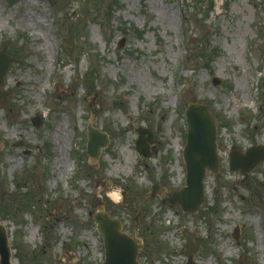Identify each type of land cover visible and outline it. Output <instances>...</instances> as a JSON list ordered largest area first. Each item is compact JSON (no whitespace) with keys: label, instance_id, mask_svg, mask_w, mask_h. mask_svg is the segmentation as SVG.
Masks as SVG:
<instances>
[{"label":"rangeland","instance_id":"1","mask_svg":"<svg viewBox=\"0 0 264 264\" xmlns=\"http://www.w3.org/2000/svg\"><path fill=\"white\" fill-rule=\"evenodd\" d=\"M3 48L0 222L12 264L102 261L100 202L142 240L140 264H185L181 229L201 238L200 264H264V161L246 176L228 168L232 145L264 144V0H0ZM189 102L206 104L218 154L192 214L149 196L155 179L184 182ZM88 126L108 137L96 158ZM140 127L158 142L147 157Z\"/></svg>","mask_w":264,"mask_h":264},{"label":"water","instance_id":"2","mask_svg":"<svg viewBox=\"0 0 264 264\" xmlns=\"http://www.w3.org/2000/svg\"><path fill=\"white\" fill-rule=\"evenodd\" d=\"M12 59L0 51V85L3 83V75ZM218 82L217 78H213ZM187 141L183 148V158L186 163V186L180 190H174L167 198L173 205H180L185 210L196 209L203 199L202 179L206 168L216 170L217 155L215 149V126L206 106L197 102H190L186 108ZM107 139L97 130H91L88 134L87 152L96 156L99 146L105 145ZM139 145V146H138ZM137 148H141V137L137 140ZM264 159V146L255 145L244 152L234 151L229 154V167L246 174L260 160ZM152 189H156L152 187ZM94 221L104 244V261L100 264H138L136 260L137 249L140 246L138 240L120 230L118 219L111 218L100 206L94 215ZM186 247L188 249L187 264H195L192 260L194 234L184 233ZM198 244V243H197ZM0 264H10V250L7 245L6 232L0 224Z\"/></svg>","mask_w":264,"mask_h":264},{"label":"flooded vegetation","instance_id":"3","mask_svg":"<svg viewBox=\"0 0 264 264\" xmlns=\"http://www.w3.org/2000/svg\"><path fill=\"white\" fill-rule=\"evenodd\" d=\"M165 182H167L166 181V179H165ZM165 182H163L162 184H160L166 191H168V190H170V189H172V188H175V186H170L169 184H166ZM160 183V182H159ZM164 193L163 194H161V195H157V197L159 198V200H161L162 201V203H167V202H164Z\"/></svg>","mask_w":264,"mask_h":264}]
</instances>
